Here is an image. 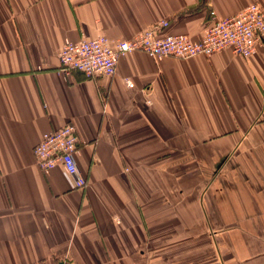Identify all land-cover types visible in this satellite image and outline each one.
<instances>
[{"label": "crops", "instance_id": "crops-1", "mask_svg": "<svg viewBox=\"0 0 264 264\" xmlns=\"http://www.w3.org/2000/svg\"><path fill=\"white\" fill-rule=\"evenodd\" d=\"M264 0H0V264H264V46L61 71L67 41H199ZM134 83L128 86L127 80ZM73 125L87 186L35 147Z\"/></svg>", "mask_w": 264, "mask_h": 264}, {"label": "built area", "instance_id": "built-area-1", "mask_svg": "<svg viewBox=\"0 0 264 264\" xmlns=\"http://www.w3.org/2000/svg\"><path fill=\"white\" fill-rule=\"evenodd\" d=\"M212 14V22L199 41H192L183 34L160 36V32L169 25L168 20L155 23L132 39L113 42L106 36H99L78 42L67 41L59 53L61 71L69 74L78 70L88 78L112 76L120 58L136 50L161 60L168 56H211L231 48L235 55L248 58L264 46V8L259 3H252L226 18L218 17L215 12ZM127 83L134 86L129 79ZM78 144L77 130L73 125L46 133L35 147L37 163L45 172L61 167L73 187L83 188L87 186V178L76 160Z\"/></svg>", "mask_w": 264, "mask_h": 264}]
</instances>
